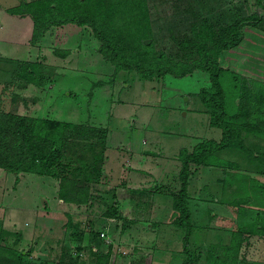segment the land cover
Masks as SVG:
<instances>
[{
  "label": "rangeland",
  "instance_id": "obj_1",
  "mask_svg": "<svg viewBox=\"0 0 264 264\" xmlns=\"http://www.w3.org/2000/svg\"><path fill=\"white\" fill-rule=\"evenodd\" d=\"M18 2L0 0V109L104 125L107 167L115 154L120 159L130 154L140 169L137 154L146 147L153 150L156 170L155 175L144 174L148 182L140 180L139 171H132L131 182L119 176L117 192L112 181L116 171L104 172L101 166L88 182L86 201L61 205L52 185H57L55 176L31 170L11 174L7 169L0 175V250H22L24 257L48 264L58 258V264H95L88 236L101 230L98 244L107 253L105 264H179L185 255L183 230L168 221L172 202L156 209L136 197L146 196L137 191L144 183L151 198L166 186L173 197L180 185L176 150L220 137L221 128L209 124L207 108L196 94L205 72L148 78L135 70L114 69L98 54L90 28L74 22L50 25L31 42V16L6 9ZM148 5L156 46L169 53L176 49L175 60L195 54L178 45L185 35L230 21L238 11L259 8L255 0H148ZM232 35L235 41L218 56L226 69L220 79L229 114L243 89L264 93V30L244 21ZM63 48L67 52L56 51ZM234 74L244 76L241 83H235L239 77ZM257 114L264 117V107L255 98L251 112L238 115L236 122L254 121ZM239 133L243 146L231 143L215 150L201 178L189 174V186L199 188L185 196L192 222L189 245L196 255L192 264H264V129L239 126ZM161 173L168 174L167 182ZM32 206L52 211L36 232L28 231L35 215ZM111 206L116 215L105 214Z\"/></svg>",
  "mask_w": 264,
  "mask_h": 264
},
{
  "label": "trees",
  "instance_id": "obj_2",
  "mask_svg": "<svg viewBox=\"0 0 264 264\" xmlns=\"http://www.w3.org/2000/svg\"><path fill=\"white\" fill-rule=\"evenodd\" d=\"M258 9L246 10L232 20L206 26L194 35H185L178 40L186 53L193 56L175 60L172 55L156 46L151 25L148 0H19L6 7L9 12L28 13L32 18L30 41H37L50 25L74 22L87 25L98 41V51L114 65V69L135 70L143 77L168 74L182 78L191 72H205L196 94L206 106L208 122L221 128L220 137H208L195 142L191 148L181 146L177 157L180 160L179 188L173 192L172 212L168 221L183 230L182 244L185 255L179 264H192L195 251L189 245L192 228L190 211L186 203V186L192 171L191 163L211 164L215 150L228 145L243 146L239 126L261 131L264 117L254 115L255 120H238V115L251 112L253 99L262 102L264 93L255 90L252 94L243 89L229 114L224 107L223 86L220 73L225 69L220 64V51L235 41L232 33L244 21H250L264 30V3L255 0ZM61 54L67 48L56 50ZM235 83L242 74H234ZM107 128L87 121H74L55 117L38 116L14 110L0 109V167L14 172L31 170L57 178L58 199L78 203L89 198V180L101 171L104 157ZM96 179V178H95ZM94 179V180H95ZM105 214L116 215L114 206L107 207ZM101 231V230H100ZM99 233H89L88 246L93 249L95 264H105L107 253L99 248ZM19 235V232H17ZM58 258L54 264H58ZM0 264H48L40 258L24 257L0 250Z\"/></svg>",
  "mask_w": 264,
  "mask_h": 264
},
{
  "label": "crops",
  "instance_id": "obj_3",
  "mask_svg": "<svg viewBox=\"0 0 264 264\" xmlns=\"http://www.w3.org/2000/svg\"><path fill=\"white\" fill-rule=\"evenodd\" d=\"M25 14H27V13H25ZM19 15H23V14H19ZM47 30H49V29L47 28L44 33H47L48 32ZM96 41H97V39H96ZM97 46H98V41H97ZM97 51H98V48H97ZM98 54L101 55L99 51H98ZM28 108H30V105L29 104H28ZM4 110H11V109H4ZM14 111H16V110H14ZM28 111H23V112L20 111V112L21 113L32 114V115H38V116L55 117V116H51V115H40V114L30 113ZM55 118H59V117H55ZM60 119H64V118H60ZM89 123H92V122H89ZM93 124H95V123H93ZM181 146H183V145H181ZM184 146H186V145H184ZM186 147L188 148V146H186ZM178 149L176 151H178ZM152 151H153L152 149L145 147V148L141 149V151L137 154L138 155L137 156V160L140 161V164L143 165L142 167H140V169L136 165H133L132 159L134 161H136V160L130 154L125 155L121 159H120V155L119 154H115L114 158H112L114 160L113 161V164H110L109 167H107L106 163H107L108 158L106 157V153H104V157H103V161H102V164L101 165L103 166L102 168L104 169V172H107V171H110V170L112 171V169H114L116 171V172L114 171L115 172L114 179L111 178L112 181H113V183H114V185H115V190L116 191H117V187H121L119 185L121 183V180H119V178H118L119 176H121V178H123L124 181L127 178L128 182L129 181L131 182V180L133 179L132 178L133 177L132 176V171H137V172L139 171V173L141 175V177H139L140 180L143 181V182L144 181L148 182L149 179H148V177L145 178L144 177V174H147L148 176H150L152 174L155 175L154 172H155L156 169L153 167V169H155V170L154 171L152 170V166L155 165V164H153L154 163V159H155V155L152 153ZM156 157H157V155H156ZM125 159L127 160L128 163L127 164H125V163L122 164V161L124 162ZM176 162H177V163H175L176 165L174 164L175 165V168L178 166L180 160L179 161H176ZM204 166H205V168L208 167L207 164L191 163L190 164V168L192 169V172H190L191 173L190 175L191 176L194 175L195 177L197 176V177H200L201 178V175L200 174H202L203 172H205V170L203 169ZM198 170H201V172L198 173ZM7 172H8L7 169H5L3 167H0V175H4ZM11 174H14V172L12 171ZM17 174L19 175L20 173L17 172ZM37 174L47 175V174H43V173H37ZM160 175H161V176H159L160 178L166 177V176L168 177V174L166 175V173H161ZM191 176L188 178V181H192ZM167 177L165 178V180H166L165 182H167V180H168ZM142 178L145 179V180H142ZM53 182L54 181H52V185L54 186V192H56L55 190H56V186L57 185H54ZM163 182H164V180H163ZM189 183L187 182V186H186L187 194L195 195L197 193V191H198L199 188H197L196 185H190L189 186ZM144 184L138 186L139 189L137 191H139L142 195H146V196H138L137 195L138 196V197H136V201L137 202H142V200L144 201V203H145V201H147V202L150 201L149 204H151L152 208H156V209L157 208H161L164 204L165 205L167 203H170L171 204V202H172V196L170 195L171 192H170V190L167 189V186L165 188H163V189L158 190V192L154 195V197L152 196L153 198H151V196H148L147 195V193L149 192L148 191L149 187L148 188H145L144 187ZM232 185H234V183H232ZM241 188H243V187L241 186ZM194 189H196V192L193 191ZM229 189L230 188H228V189L226 188L225 190L228 192ZM243 189H245V188H243ZM236 190H239V186H238V189H236ZM261 190H262V188H261ZM233 191H234V188L232 189V191H230V193L233 192ZM143 198H145V199H143ZM149 198H151V199H149ZM193 198L194 197L192 196V198H190V200L194 201ZM128 199H129V203H131V205H134L135 207L137 206L136 201L135 202L133 201L134 203L133 202H130L131 200H133L132 197L131 198L129 197ZM227 199L230 200L232 198L231 197H227ZM59 200L60 199H57L56 201H59ZM60 201H62V202H60L61 205H65L67 203L66 201H63V200H60ZM241 201H242V199H241ZM53 204H58V203H53ZM67 204H69V203H67ZM230 204H232V201L231 202L228 201V204L226 203V205L228 206V208H229ZM66 206H68V205H66ZM262 208L264 209V206ZM49 209L38 208L37 206H35V208H34L32 206L31 210H32V213L34 212L35 215H33L34 216L33 223H32V226L30 227V229L28 231H30V232H36L38 230V224L39 223H43L44 220H47V217H49V214L52 213V211L50 212Z\"/></svg>",
  "mask_w": 264,
  "mask_h": 264
},
{
  "label": "built area",
  "instance_id": "obj_4",
  "mask_svg": "<svg viewBox=\"0 0 264 264\" xmlns=\"http://www.w3.org/2000/svg\"><path fill=\"white\" fill-rule=\"evenodd\" d=\"M104 233V231H100V234H103Z\"/></svg>",
  "mask_w": 264,
  "mask_h": 264
}]
</instances>
